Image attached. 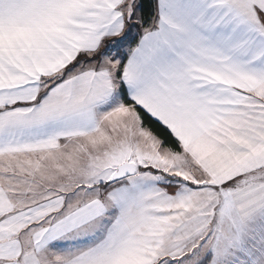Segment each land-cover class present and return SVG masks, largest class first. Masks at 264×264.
<instances>
[{"label":"snow or ice","instance_id":"1","mask_svg":"<svg viewBox=\"0 0 264 264\" xmlns=\"http://www.w3.org/2000/svg\"><path fill=\"white\" fill-rule=\"evenodd\" d=\"M0 264H264V0H0Z\"/></svg>","mask_w":264,"mask_h":264}]
</instances>
